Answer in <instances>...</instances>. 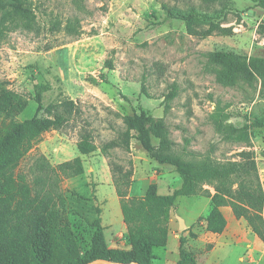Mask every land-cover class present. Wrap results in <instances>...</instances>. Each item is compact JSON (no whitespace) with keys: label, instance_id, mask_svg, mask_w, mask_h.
<instances>
[{"label":"rangeland","instance_id":"374dc122","mask_svg":"<svg viewBox=\"0 0 264 264\" xmlns=\"http://www.w3.org/2000/svg\"><path fill=\"white\" fill-rule=\"evenodd\" d=\"M25 4L27 14L20 25L9 27L0 37V135L12 119L35 114L34 94L40 83L50 87L43 93L45 105L64 98L76 103L78 112L61 129L44 132L20 160L16 173H24L30 183L40 156L51 166L81 158L84 172L59 182L66 202L65 208L57 207L80 249L89 244L93 228L76 212L74 193L99 209L90 210L87 217L100 219L109 246L126 248L119 199L139 196L150 182L163 194L181 184L175 168L157 162L134 137L127 149L117 146L100 152L102 144L117 139L124 129L123 116L139 113L141 107L162 118L173 151L185 159L239 160L241 150L251 149L264 185V126H250L254 120H264L260 80L253 85H224L216 79V67L209 60L215 51H230L247 61L264 58V37L258 32L259 25L264 27V9L250 0H26ZM191 10L220 26H230L231 34H189L172 13ZM172 87L177 94L166 102ZM3 99L8 100L4 109ZM19 105L12 116L13 107ZM218 107L227 115L222 117L220 132L212 117ZM38 114L47 115L43 110ZM245 124L248 143L224 132L232 126L236 135ZM83 129L91 133L97 147L87 155L76 149ZM151 143L155 151L158 139L151 136ZM127 172L131 173L127 181L114 182ZM209 208V198L200 193L178 196L170 210L167 245L171 252L164 258L163 248H153L152 264H175L179 235L186 238L184 247L195 253L198 264H247L238 260L246 253V241L238 238L247 234L259 240L245 220L242 226L235 223L230 208L223 210L227 232L237 231L239 237L228 236L226 245L204 259L214 241L202 228ZM175 215L185 219L184 229L178 228Z\"/></svg>","mask_w":264,"mask_h":264},{"label":"trees","instance_id":"16d2710c","mask_svg":"<svg viewBox=\"0 0 264 264\" xmlns=\"http://www.w3.org/2000/svg\"><path fill=\"white\" fill-rule=\"evenodd\" d=\"M213 3L217 0H200ZM264 9V0H250ZM26 0H0V37L11 26H19L26 17ZM173 17L182 20L191 35L206 36L212 33L229 35L230 26L223 27L208 20L206 15L191 10L187 13L175 12ZM207 27H203V25ZM263 34L264 27L259 25ZM210 62L216 67V79L224 85L244 82L253 85L260 80V99L264 100V58L241 57L230 51H215L209 54ZM48 84L40 83L34 94L37 103L35 114L24 120L12 119L10 126L0 135V264H86L102 258L113 262L151 264L155 258L153 248H165L168 240L170 210L175 208L178 196L202 194L209 198L210 208L203 216L205 229L221 233L226 227V219L221 207H230L236 219L245 220L250 230L264 242V219L262 215L264 192L259 178L254 153L251 149L239 152V160L218 162L211 158L185 159L172 149L167 128L162 118L151 116L144 108L139 113L123 116L124 129L117 139L105 142L101 153L110 148L129 146L132 137L151 152L161 164H170L181 178V184L171 193L161 194L157 184L150 182L142 196L121 197L119 199L122 221L126 226V248L110 247L104 235V227L99 218L88 219L90 210L99 212L97 207L87 203L82 195L74 193V201L80 214L93 228L89 244L80 249L68 226L60 219L58 205L65 208L66 197L59 190L63 177L79 176L84 172L79 156L51 166L40 156L36 160L32 181L29 183L24 173H16L20 160L32 148L44 132L61 129L69 118L78 112L72 99L64 98L47 105L43 103V93ZM142 90H144L142 88ZM145 91V90H144ZM177 94L172 87L165 95L168 102ZM3 99V109L7 106ZM11 105V103H9ZM167 106V104H166ZM22 107H13L12 116ZM43 110L47 115L40 116ZM12 112V111H11ZM218 132L222 128V117L227 115L219 110L212 113ZM264 126V120H254L250 126ZM249 126L233 134L234 128L225 134L234 140L248 143ZM151 136L158 139L155 151ZM80 154L87 155L97 147L88 130H81L76 142ZM131 175L127 172L114 182H124ZM207 185L208 188H204ZM212 188V192L210 191ZM186 238H178L179 258L175 264H197L195 253L184 247Z\"/></svg>","mask_w":264,"mask_h":264},{"label":"crops","instance_id":"0c3cea01","mask_svg":"<svg viewBox=\"0 0 264 264\" xmlns=\"http://www.w3.org/2000/svg\"><path fill=\"white\" fill-rule=\"evenodd\" d=\"M262 185H263V183H262ZM264 186V185H263ZM147 187V186H146ZM146 187H145V189H146ZM264 188V187H263ZM145 189H144V191H143V193L142 194H140L139 196H142L143 194H144V192H145ZM213 191V190H212ZM211 191V192H212ZM161 194H163V193H161ZM224 208H230V207H228V206H223V207H221V211H222V213H223V210H224ZM231 210V209H230ZM232 212V211H231ZM223 215H224V217H225V219H226V227H225V229L221 232V233H212V232H209V231H207L206 229H205V223H204V221L202 220V228L204 229V231L205 232H203V234H205L206 236H210L209 237V239L211 238V237H213L214 238V241H213V243H212V246H210V248H209V250H207L206 252H205V257H204V259H208L210 256H211V254L216 250V248L218 247V246H224V245H226L227 244V240H228V236H236V237H239V235L238 234H236V232L237 231H232L231 233H228L227 232V228H228V220H227V218H226V216H225V214L223 213ZM262 215H263V218H264V204H263V212H262ZM233 217H234V215H233ZM235 218V217H234ZM236 219V218H235ZM184 220V223H185V219H183ZM240 222H244L243 221V219H236L235 220V223L238 225V226H242V225H240ZM243 224H245V223H243ZM243 226H246V224L245 225H243ZM120 227H123L124 229H125V224L122 222V224H121V226ZM249 228V227H248ZM195 228H193V230H194ZM250 229V228H249ZM248 230V229H247ZM252 232V231H251ZM253 233V232H252ZM254 234V233H253ZM177 236V235H176ZM180 236V235H179ZM179 236H178V238H179ZM183 236V235H182ZM254 236L259 240V242H257L256 240H255V238L254 237H252V238H249L248 236H247V234L244 236V234H243V237H245V238H243V237H241V238H238V240H240V242H243V240H245L246 242H245V247H246V253L245 254H243V255H240L239 257H238V260L241 262V263H247V264H264V242L263 241H261L255 234H254ZM168 238H169V235H168ZM212 242V241H211ZM167 244H168V240H167ZM166 244V246H165V248H163V250H164V254H163V257L164 258H167L168 257V252H171L169 249H168V245ZM177 249H178V244H177ZM174 256H175V258H176V260H175V263H176V261L178 260V258H179V255H178V251L177 252H175V254H174ZM154 259H156V256H155V258ZM153 259V260H154ZM153 260H152V262H153ZM198 259L196 258V263L198 264ZM214 263H216V262H214ZM152 264V263H151ZM211 264H213V263H211Z\"/></svg>","mask_w":264,"mask_h":264},{"label":"water","instance_id":"95a60500","mask_svg":"<svg viewBox=\"0 0 264 264\" xmlns=\"http://www.w3.org/2000/svg\"><path fill=\"white\" fill-rule=\"evenodd\" d=\"M176 219H177V222H178V228L179 229H184V220L179 217L178 215H175ZM86 264H139L135 261H132V262H129V263H123V262H113L111 260H108V259H102V258H97V259H94V260H91L89 262H87Z\"/></svg>","mask_w":264,"mask_h":264}]
</instances>
